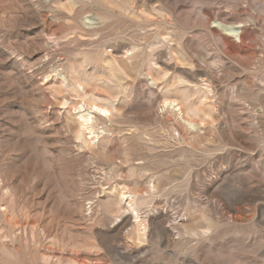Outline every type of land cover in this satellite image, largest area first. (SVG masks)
Returning a JSON list of instances; mask_svg holds the SVG:
<instances>
[{
    "label": "rangeland",
    "instance_id": "1",
    "mask_svg": "<svg viewBox=\"0 0 264 264\" xmlns=\"http://www.w3.org/2000/svg\"><path fill=\"white\" fill-rule=\"evenodd\" d=\"M263 7L0 0V264H264Z\"/></svg>",
    "mask_w": 264,
    "mask_h": 264
},
{
    "label": "bare ground",
    "instance_id": "2",
    "mask_svg": "<svg viewBox=\"0 0 264 264\" xmlns=\"http://www.w3.org/2000/svg\"><path fill=\"white\" fill-rule=\"evenodd\" d=\"M264 1V0H263ZM264 8V7H263ZM262 9V8H261ZM263 14H264V11H263ZM242 17V16H241ZM236 19V18H235ZM246 19H247V17H246ZM215 20H217V22L219 21V18L217 17V18H215ZM237 20V19H236ZM235 20V21H236ZM263 21V20H262ZM229 22V21H228ZM232 22H234V21H232ZM252 23V19H251V17H250V19H249V23ZM261 22V21H260ZM237 23V22H236ZM248 23V24H249ZM253 24V23H252ZM262 24H263V22H262ZM217 26H220V27H222L223 28V30H225V31H228V32H230L231 34H233L232 32H233V29H232V27H228L227 25H225V24H223V23H221V21H220V23L218 22L217 23ZM231 26V25H230ZM260 27H262V31L261 32H263V35H262V47H264V26L262 25V26H260ZM244 29V28H243ZM261 29V28H260ZM214 31V30H213ZM240 31V30H239ZM218 36V35H217ZM234 36L239 40V42L240 43H244L245 41H246V39H247V34H246V32L244 31V30H241L240 32H237L236 34H234ZM249 37H251V36H249ZM220 38V37H219ZM223 39V38H222ZM223 42L225 43V44H230V42L228 41V40H223ZM222 42V43H223ZM251 42L254 44L255 42H254V40L253 39H251ZM218 43H219V41H218ZM221 43V42H220ZM245 44V43H244ZM223 46V45H222ZM246 46V45H245ZM249 46V45H248ZM225 47V46H224ZM229 48V47H228ZM231 48V47H230ZM233 48V47H232ZM231 48V49H232ZM239 48V47H238ZM248 48V47H247ZM256 48V47H255ZM258 48V47H257ZM237 49V48H236ZM245 49V48H244ZM227 51L229 52V49H227ZM237 50H234V51H232L234 54H233V58L235 59L238 55H237V53H235ZM239 54V53H238ZM241 54H242V52H241ZM240 55V54H239ZM256 55V54H255ZM254 59V51H253V47H250V51H249V53H248V55H247V58H246V60H244V61H242L241 63H242V65H244V66H248L250 63H251V61ZM239 61H240V58H239ZM252 63H253V61H252ZM108 64V63H107ZM120 67V66H119ZM215 67V66H214ZM121 68V67H120ZM122 69V68H121ZM203 70V69H202ZM216 71H218V70H216ZM112 76V75H111ZM128 77V76H127ZM210 79H212V77L210 78ZM152 80V79H151ZM209 82V81H208ZM197 84H199V83H197ZM212 84V83H211ZM215 84V83H214ZM193 85V84H192ZM206 85V84H205ZM209 85V84H208ZM210 86V85H209ZM212 86V85H211ZM78 87H80V86H78ZM206 87H207V85H206ZM213 87V86H212ZM218 87V86H217ZM180 88V87H179ZM182 88V87H181ZM196 89V88H195ZM204 89H207V88H204ZM179 90V89H178ZM208 91L210 90V89H207ZM211 91V90H210ZM162 92V91H161ZM203 92H205V91H203ZM209 93V92H208ZM213 93H214V95L217 93L216 92V88L213 90ZM207 94V93H206ZM210 94V93H209ZM212 94V93H211ZM210 94V95H211ZM213 95V94H212ZM169 97V96H168ZM184 97V96H183ZM205 97V96H204ZM213 97V96H212ZM207 98H208V96H207ZM206 98V99H207ZM107 99V98H106ZM167 99V98H166ZM181 99V98H180ZM185 99V98H184ZM204 99V98H203ZM210 99V98H209ZM90 101V100H89ZM166 101V100H165ZM169 101V100H168ZM178 101V100H177ZM97 102V101H96ZM167 102V101H166ZM170 102V101H169ZM168 102V104H167V106H170V107H176V105H174L175 103L174 102H170L169 103ZM213 102V101H212ZM95 103V102H94ZM98 103V102H97ZM112 104V103H111ZM111 104H109L108 103V105H111ZM213 104V103H212ZM163 105H164V103H163ZM163 105H161V106H163ZM178 106V105H177ZM212 106V105H211ZM90 109H95V110H97L99 113H101V116L103 117V116H106V115H108V113L110 114V109L108 108V107H106V106H103V105H96V104H91L90 106ZM166 107V106H165ZM178 109V108H177ZM209 109V108H208ZM114 110V109H113ZM185 110V109H184ZM192 112V111H191ZM208 112H210V111H208ZM184 114V113H183ZM185 114H186V112H185ZM89 117L88 118H85L83 121H82V123H81V127H84L85 129H89V128H87V126H88V122H89ZM188 124H194V123H188ZM78 125H79V123H78ZM89 127V126H88ZM79 128H80V126H79ZM104 128V127H103ZM106 129H107V127H106ZM84 130V129H83ZM82 131V130H81ZM85 131H87V130H85ZM85 131H84V133H85ZM90 132L92 133V134H94V130H93V128H90ZM89 132V133H90ZM91 134V135H92ZM82 135V134H81ZM86 135V134H85ZM95 135V134H94ZM93 135V136H94ZM83 137V136H82ZM95 137V136H94ZM96 138V137H95ZM86 140V139H85ZM87 142V141H86ZM122 195V194H121ZM130 195V194H129ZM134 196V195H133ZM122 197H124V196H122ZM119 200H121L120 198H119ZM124 200V199H123ZM122 201V200H121ZM120 201V202H121ZM119 202V201H118ZM119 202V203H120ZM133 202V201H132ZM130 204V203H129ZM132 205H134V204H132ZM135 206H136V204H135ZM135 206H133V207H135ZM123 207V206H122ZM135 209V208H134ZM133 209V210H134ZM136 210V209H135ZM137 211L139 212V210L137 209ZM133 212V211H132ZM136 212V211H135ZM135 214V213H134ZM139 214V213H138ZM137 216V214L135 215V217ZM138 217H139V215H138ZM137 218V217H136ZM138 220V219H137ZM136 220V221H137ZM139 222V221H138ZM138 222H136V223H138ZM134 224V223H133ZM129 225H130V223H129ZM131 226H133V225H131ZM134 228V227H133ZM135 230V229H134ZM131 232V231H130ZM135 232V231H134ZM133 232V235H135V233ZM138 237V236H137Z\"/></svg>",
    "mask_w": 264,
    "mask_h": 264
}]
</instances>
